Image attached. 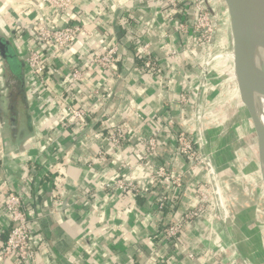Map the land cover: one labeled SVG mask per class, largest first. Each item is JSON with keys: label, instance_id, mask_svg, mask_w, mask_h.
<instances>
[{"label": "crops", "instance_id": "0c3cea01", "mask_svg": "<svg viewBox=\"0 0 264 264\" xmlns=\"http://www.w3.org/2000/svg\"><path fill=\"white\" fill-rule=\"evenodd\" d=\"M36 1L0 0V36L9 41L23 71L34 24L62 27L80 19L85 32L60 59L48 58L46 72L50 96L34 94L33 85L24 75L28 110L20 108L15 132L7 127L0 114V149L6 154V160L0 162V185L22 197V209L31 213V228L44 238L34 264H212L203 259L190 261L187 258L190 251L200 254L206 248L200 241L204 221L186 226L173 242L165 241L160 235L163 227L177 224L186 211L198 204L196 198L190 197L188 189L182 193V189L176 190L164 183L151 193L136 197L122 193L113 195L103 189L105 182L122 176L123 165L143 157L148 137L157 132L164 136L169 127L177 129L176 124L169 125L167 119L177 117L180 86L193 74L197 53L192 37L176 31L177 18L165 6L166 0H74L69 12L54 15L49 9L38 6ZM191 17L187 15V24H191ZM134 43L150 45L152 59L159 63L158 75L138 71ZM114 44L119 48L117 75L102 80L106 84L104 94L110 96L103 106L106 104L110 116H105L102 124L93 123L80 139L85 137L86 144L81 145L76 136L71 138L63 131L62 116L53 105L56 102L77 105L84 98L83 87L67 82L66 75L73 67L84 65L91 56L101 54ZM173 51L183 53L175 59L164 58ZM4 65L0 59V71ZM100 80L92 79V85L100 84ZM7 81L12 83L9 78ZM4 83L0 77V85ZM234 104L237 111L235 99ZM183 112L185 120V109ZM237 119L240 139L238 114ZM113 124L122 125L129 133V141L121 155L98 135L100 125L106 131ZM181 126L185 128V124ZM51 134L62 147L60 154L55 147L45 153L38 151V143L42 145ZM163 139L160 138V147L148 163V170L164 164L176 173L182 172L185 162L175 157L169 139L165 144ZM100 149L106 152L104 160L96 157ZM57 155V165L54 163L53 171L47 173V165L52 163L50 159ZM237 162L236 159L235 172L240 169L241 179L234 182L246 215L245 223L239 215L238 220L244 226L246 238L245 225L252 234V241L248 240L250 256L254 264H260L263 254L242 191L241 145L240 165ZM57 176L64 177L66 194L59 209L52 210L51 188ZM160 194H166L169 199L163 210L158 209ZM64 201L67 202L65 218ZM6 224V219L0 217V246L6 239ZM226 244L229 250H234L230 243ZM2 264H16V261L10 258Z\"/></svg>", "mask_w": 264, "mask_h": 264}, {"label": "built area", "instance_id": "2783aa9c", "mask_svg": "<svg viewBox=\"0 0 264 264\" xmlns=\"http://www.w3.org/2000/svg\"><path fill=\"white\" fill-rule=\"evenodd\" d=\"M191 1V7L193 9V15L191 17V24H187V21L183 19L174 22L176 31L186 34V28L192 32L190 35L193 39V47H198L202 50L210 42V34L212 33V25L210 23V16L205 14V5L203 0H166L165 6H168L172 14L182 13L186 15L189 10V2ZM36 4L40 7H44L50 10L52 15L54 14H66L69 12L74 4V0H37ZM172 21V20H171ZM186 25V28H184ZM189 26V28L187 27ZM32 41L29 47L28 53L24 58V75L25 79L33 85L34 94L42 95L43 93L50 96L52 93L48 86V74L47 61L48 58L53 60L60 59L62 55L67 51L77 40L78 36L85 32V25L80 19L71 25H64L62 27L50 26L45 23H39L33 26ZM209 34V36H208ZM136 49L134 51V62L139 60L138 71L149 72L154 75L159 74V63L152 59L151 47L149 44L134 43ZM183 52H172L170 55H165V59H175L177 56L182 55ZM196 57V55H195ZM119 62V48L116 44L110 46L101 54L91 56L89 60L80 66L73 67L66 75L65 79L70 84L83 87L84 98L81 99L77 105L72 102H56L54 109L56 112H60L62 116V128L69 137L76 136L79 139V144L85 145L86 139H80L84 134L88 133L93 127V123L102 124L107 114L106 104L110 97L104 94V85L102 80L105 81L108 77H116V67ZM196 63V62H195ZM197 64H195L196 67ZM194 67V68H195ZM199 74V73H198ZM197 74V75H198ZM92 79H101L100 84L93 86ZM91 83V84H89ZM92 85V86H91ZM100 85V87H99ZM183 95L180 94L178 107V115L176 118L167 119L169 125L176 124L177 129L169 127V131H166L164 136L155 133L145 141L143 157L134 163H127L124 166L125 172L119 179H110L105 182L103 189L111 194H128L133 197L149 194L153 189L159 188L164 183L169 186L179 187V179L176 178V173L166 165H160L156 169L148 170V163L151 162L160 147V138L164 137L163 143L169 139L172 144L174 155L177 158L183 159L186 165L195 164L194 173L201 170V166L197 163V156L199 153L198 147L189 140V130L182 127L185 123L183 119L184 109L186 104L184 102ZM100 110V113H98ZM99 114V115H98ZM98 116V117H97ZM107 116V117H108ZM98 135L104 137L107 144L113 148V150L121 155L125 151V147L129 141V133L120 124H113L106 131L98 130ZM77 140V139H76ZM75 140V141H76ZM73 141V142H75ZM168 142V141H167ZM163 144V145H164ZM38 151L45 153L49 148L55 147L57 154L62 152V147L54 139L51 134L47 136L44 143L40 145L38 143ZM58 157L51 158L47 168V173L53 171L54 163L57 165ZM106 152L100 149L97 152L96 157L98 160H104ZM3 161V152L0 149V162ZM147 165V166H146ZM146 166V167H145ZM194 166V165H193ZM63 176H57L52 182L51 190V209L58 210L61 200L65 196L66 192L63 187ZM181 182V180H180ZM162 185V186H163ZM210 198H215L213 188L210 187ZM169 202L166 194H160L158 197V209L163 210L167 207ZM208 202V201H207ZM22 197L19 194L9 192L6 188L0 185V217H4L7 224L4 228L6 239L0 246V264L4 263L10 258H14L16 264H34V258L37 254L38 248L44 244V238L40 232H35L31 228L30 216L31 213H27L22 209ZM207 211L198 203L195 208L188 210L184 213L183 218L177 224H171L163 227L160 231V235L167 242H173L177 240L183 229L193 224L196 221H204ZM34 223H36L34 221ZM202 241V240H200ZM224 252L226 255L231 256V250L227 249ZM236 257V256H235ZM187 258L190 261L201 259V253L190 251L187 254ZM222 264H230L224 262ZM232 264V263H231ZM239 264H244L242 261Z\"/></svg>", "mask_w": 264, "mask_h": 264}, {"label": "rangeland", "instance_id": "374dc122", "mask_svg": "<svg viewBox=\"0 0 264 264\" xmlns=\"http://www.w3.org/2000/svg\"><path fill=\"white\" fill-rule=\"evenodd\" d=\"M205 2V14L210 16V23L213 26L212 33H209L212 42L207 44L205 49L203 48L204 51L201 50L202 48H195L197 55L194 59L197 65L193 68V74L186 79L184 85L182 83L180 86L178 97L180 98L181 94L185 99L183 104H186L187 117L184 124L185 128L189 130L190 142L199 149L197 163L200 164L201 170L194 173L195 164H185L182 172H175L176 178L179 179L178 186H180L173 187V185L171 187L176 190L182 189V193L187 192L188 189L190 197L196 198L198 203L200 205L202 203L203 208L207 211L203 223L202 244L206 247L201 252L203 261L212 264H222L226 261L230 264H239L240 261L244 264H254L249 251V241H252V234L245 225L247 239L244 226L238 220L240 217L245 223L246 215L242 199L237 196V183L240 182L241 177L240 169L235 172L234 164L237 159V165H240V139L237 111L232 98V79H230L231 83L223 85L221 68L222 74L225 75V72L229 70V64L225 58L224 64L221 59H218V56L224 53L223 51L227 54L224 30L220 21V9L217 6V0H205ZM207 6L214 11L215 18L210 15ZM215 21L217 23L214 25ZM187 27L189 28V26ZM185 31L187 33H182L183 35L192 33L187 28ZM220 43L224 46L223 50L219 46ZM9 67L11 72L12 70L14 72L19 71L17 61L14 65L10 62ZM11 85L13 84L11 83ZM226 93L225 99L223 95ZM262 99L264 102V97ZM222 102H226V104H222ZM224 112H228L226 117L229 121L226 123L223 121L225 123L223 126L221 122ZM210 187L215 193L213 200L209 195ZM234 202L238 206H235ZM216 209L218 212L221 211L225 226L222 228L220 225L222 219L219 218L210 230V219ZM226 242L231 244L233 251L236 252V257L230 258L224 253L227 252L223 249Z\"/></svg>", "mask_w": 264, "mask_h": 264}, {"label": "water", "instance_id": "95a60500", "mask_svg": "<svg viewBox=\"0 0 264 264\" xmlns=\"http://www.w3.org/2000/svg\"><path fill=\"white\" fill-rule=\"evenodd\" d=\"M204 5H206L205 0ZM232 77V89L239 117L243 196L250 222L256 232L264 264V124L258 115L256 98L264 97V0H217ZM210 15L214 11L207 6ZM211 39L210 42L211 43ZM0 59L8 66L20 61L5 37L0 36ZM23 69V68H22ZM19 68V82L14 81L10 95L9 128H18L20 108L28 110L24 93V71ZM15 93V95H14ZM2 100V99H1ZM6 106V107H7ZM2 102H0L1 113ZM3 152V151H2ZM6 154L3 152V161ZM66 199V198H65ZM66 201L63 217H66Z\"/></svg>", "mask_w": 264, "mask_h": 264}, {"label": "bare ground", "instance_id": "6f19581e", "mask_svg": "<svg viewBox=\"0 0 264 264\" xmlns=\"http://www.w3.org/2000/svg\"><path fill=\"white\" fill-rule=\"evenodd\" d=\"M217 23V21H215V23H214V25ZM215 27V26H214ZM221 48H222V50H223V45H222V43H220V45H219ZM224 53H222V54H220L218 57V59H221L222 60V63L224 64V62H225V60H227V58H226V54H225V51H223ZM224 58H225V60H224ZM219 61V60H218ZM217 70V69H216ZM222 68H221V77H223L222 78V83H223V85H225V84H227V83H231V81H230V79H232V77H231V72H230V68H229V70L227 71V72H225V75L224 74H222ZM214 73H215V71H214ZM216 76V75H215ZM229 80V81H228ZM220 87V86H219ZM226 97H227V93L226 94H224L223 95V98H225L226 99ZM232 98L234 99V96H233V94H232ZM223 103H225L226 104V102H222V104ZM226 106V105H225ZM256 106H257V111H258V115H259V117L261 118V122L264 124V102H263V99H262V97H257L256 98ZM216 113V112H215ZM221 113V112H220ZM227 113L228 112H224L223 113V119H222V124H223V126H224V124L227 122V121H229V119H228V117H226L227 116ZM225 123H224V122ZM220 212V213H219ZM217 211V209L216 210H214V212H213V216H212V218L210 219V230L212 229V227H213V225H214V223L215 222H217V219H222V222H221V224L220 225H222V227L223 226H225V221H223V217H222V213H221V211ZM216 224V223H215ZM209 230V231H210ZM221 230V229H220ZM237 233V232H236ZM227 243V242H226ZM224 244L223 245V249L224 250H227V249H229L228 248V246H227V244ZM229 243V242H228ZM228 251V250H227ZM231 254V256L233 255L234 257L236 256V252H234V251H232V252H230Z\"/></svg>", "mask_w": 264, "mask_h": 264}, {"label": "flooded vegetation", "instance_id": "af4514ba", "mask_svg": "<svg viewBox=\"0 0 264 264\" xmlns=\"http://www.w3.org/2000/svg\"><path fill=\"white\" fill-rule=\"evenodd\" d=\"M19 68H20V66H19ZM0 77H3V79L5 81V83L2 86L0 85V102H2L0 114L3 118V120L6 121L5 123L8 124L9 119L11 117L10 114H12V113L10 112V109H9L10 107L7 105H9L8 103L10 102V95H13V87L11 86V83L7 81V78H9V81L12 80V82H14V81L19 82L20 76L18 74V71L14 72V70H12V72H11L10 67L5 63V65L3 66V68L0 71ZM13 86H14V83H13Z\"/></svg>", "mask_w": 264, "mask_h": 264}, {"label": "trees", "instance_id": "16d2710c", "mask_svg": "<svg viewBox=\"0 0 264 264\" xmlns=\"http://www.w3.org/2000/svg\"><path fill=\"white\" fill-rule=\"evenodd\" d=\"M189 6H190V7H189V10H188V11H189L188 14H189V15H193L194 12H193V9H192V7H191V4H190ZM188 14L183 15L182 13H180V11H178V13H176V14L174 15V17L177 18L178 20L183 19L184 21H187L188 19H186V17H187ZM139 62H140L139 60L136 61L137 64H139Z\"/></svg>", "mask_w": 264, "mask_h": 264}]
</instances>
